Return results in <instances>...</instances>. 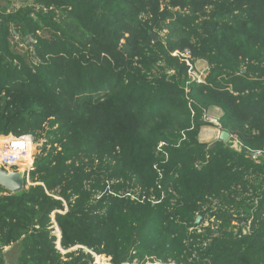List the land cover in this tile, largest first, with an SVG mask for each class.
I'll return each mask as SVG.
<instances>
[{"label":"trees","instance_id":"16d2710c","mask_svg":"<svg viewBox=\"0 0 264 264\" xmlns=\"http://www.w3.org/2000/svg\"><path fill=\"white\" fill-rule=\"evenodd\" d=\"M13 1L0 136L36 154L31 185H0V264H264V0ZM211 107L239 148L199 141Z\"/></svg>","mask_w":264,"mask_h":264},{"label":"built area","instance_id":"2783aa9c","mask_svg":"<svg viewBox=\"0 0 264 264\" xmlns=\"http://www.w3.org/2000/svg\"><path fill=\"white\" fill-rule=\"evenodd\" d=\"M172 55L179 58H183L184 62L188 66V76L191 80L195 81L196 83L203 82L205 76L203 72H199L196 70L194 64L190 63L189 52L187 50H184L183 53L175 52ZM203 119L204 121L213 124L218 130H220L218 120L207 118L205 113L203 115ZM0 140H3V142L0 144V167L6 170L7 172H16V171L19 172V163L24 161V159L28 156V150H29V148L22 143L24 142V140H27L31 144H34L32 136L25 135L20 137H13L12 135H8V136H0ZM225 144H227L230 148L233 149H237L240 147V143L236 135L234 134H229V137ZM160 146L161 145L158 146L157 148L158 150ZM29 157L31 158V161L28 164H24L25 167H23V171H22V173L26 177H28V174L32 172L34 169L33 154H31V156ZM248 157L250 160H252L255 163L264 164V149L249 150ZM215 203L217 202L214 201V204ZM254 203H256V199ZM231 215H232V220L230 222V225L231 227L234 228V231L240 232L243 235H249L253 216L242 218L245 216L242 214H239L240 216H237L236 213H234V211H231ZM212 221H213V217H210L208 220H205L203 222V225L207 226Z\"/></svg>","mask_w":264,"mask_h":264},{"label":"water","instance_id":"95a60500","mask_svg":"<svg viewBox=\"0 0 264 264\" xmlns=\"http://www.w3.org/2000/svg\"><path fill=\"white\" fill-rule=\"evenodd\" d=\"M151 37L153 40L156 39V36L153 34H151ZM206 73H207V69L204 72V74ZM228 137H229V133L227 131L220 130L218 132L217 140L222 143H226ZM26 181H27V178L24 176L23 173H20L18 171L7 172L6 170L0 167V185L4 187L9 193H18L22 191L23 189H25L24 183H26ZM200 219H201L200 216H198L195 219L194 224L198 225L200 222ZM52 222H54V219H52ZM58 243L59 241L57 242V244Z\"/></svg>","mask_w":264,"mask_h":264},{"label":"crops","instance_id":"0c3cea01","mask_svg":"<svg viewBox=\"0 0 264 264\" xmlns=\"http://www.w3.org/2000/svg\"><path fill=\"white\" fill-rule=\"evenodd\" d=\"M197 63H200V66L204 65L203 71L205 72L207 69V64L203 61H197ZM205 114L207 118L218 120L219 117L221 116V111L218 108L211 107L205 112ZM218 132L219 130L215 126H203L200 129L198 139L202 143L211 144L217 140ZM205 135H208V137L205 138Z\"/></svg>","mask_w":264,"mask_h":264},{"label":"rangeland","instance_id":"374dc122","mask_svg":"<svg viewBox=\"0 0 264 264\" xmlns=\"http://www.w3.org/2000/svg\"><path fill=\"white\" fill-rule=\"evenodd\" d=\"M5 1L13 2L11 5L12 6L14 5L15 8H17L18 6H20V3L19 2H16V1H13V0H5ZM3 3L5 4V2H3ZM194 67L196 68L197 71L203 72V74H204V71H203L204 65L203 66H200V63L195 62L194 63ZM42 142L43 141H38L37 142V144H38V150H39ZM32 146H33V144H31V147H30V156L32 154ZM34 154H36V152L33 153V155ZM14 170H16V169H14ZM21 171H23V168L22 167L19 168V172L20 173H22ZM29 185H31L30 182L29 181H26L25 188H27ZM6 250L8 251V253L6 255V263L7 264H13L14 261H15V258H16L17 251H16V249L14 247L12 249L9 248V249H6ZM94 264H97L96 261H95V259H94ZM170 264H172V263H170Z\"/></svg>","mask_w":264,"mask_h":264},{"label":"bare ground","instance_id":"6f19581e","mask_svg":"<svg viewBox=\"0 0 264 264\" xmlns=\"http://www.w3.org/2000/svg\"><path fill=\"white\" fill-rule=\"evenodd\" d=\"M204 130V129H203ZM202 135V134H201ZM206 137H208V135H205V138ZM210 137V136H209ZM3 142V140H0V144ZM22 144H24V145H26L28 148H29V150H28V156L24 159V161H22V162H20L19 163V168H23V167H25L24 166V164H28V163H30V161H31V159H30V147H31V143L29 142V141H27V140H24V142L22 143ZM22 172V171H21ZM59 231L56 229V233L55 232H53V233H55L57 236H59V233H58ZM76 247V246H75ZM82 247V246H81ZM62 251V250H61ZM94 259H95V261H96V263L97 264H107V261H106V259L103 257V256H95L94 257ZM149 264V263H148ZM155 264H160V263H155Z\"/></svg>","mask_w":264,"mask_h":264},{"label":"clouds","instance_id":"9594fccd","mask_svg":"<svg viewBox=\"0 0 264 264\" xmlns=\"http://www.w3.org/2000/svg\"><path fill=\"white\" fill-rule=\"evenodd\" d=\"M205 76V74H204ZM214 126V125H213ZM220 131V130H219ZM26 177V176H25ZM27 178V181H28V177ZM52 218L54 219V215H52ZM54 223V227H55V233H56V229H58L57 225L55 224V221L53 222ZM59 230V229H58ZM57 236V235H56ZM59 236H60V231H59ZM59 236H57V238H59Z\"/></svg>","mask_w":264,"mask_h":264}]
</instances>
